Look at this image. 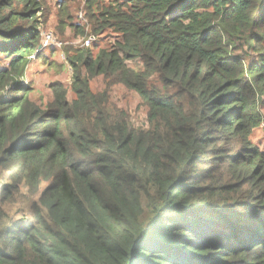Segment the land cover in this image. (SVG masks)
Here are the masks:
<instances>
[{
	"label": "trees",
	"instance_id": "1",
	"mask_svg": "<svg viewBox=\"0 0 264 264\" xmlns=\"http://www.w3.org/2000/svg\"><path fill=\"white\" fill-rule=\"evenodd\" d=\"M69 2L57 28L89 45L41 108L23 79L50 10L0 0V264H264V0H80L85 25ZM22 180L37 205L14 219Z\"/></svg>",
	"mask_w": 264,
	"mask_h": 264
},
{
	"label": "rangeland",
	"instance_id": "2",
	"mask_svg": "<svg viewBox=\"0 0 264 264\" xmlns=\"http://www.w3.org/2000/svg\"><path fill=\"white\" fill-rule=\"evenodd\" d=\"M40 1L50 10V16L40 26V45L38 48L40 56L31 60L25 72L23 83L31 84L32 92L30 97L40 104L41 108H44L52 100V91L49 87L53 82H62L68 90V98H73V94L70 91L72 71L66 62V54L72 52L74 48L81 47L83 44V46H86V41L84 40V43L81 36L73 28H67L66 30L57 28L56 16L60 0ZM67 1H70L68 4L70 5L73 24L80 23V25H85L86 22L82 19V4L80 0ZM47 36H50L51 39L48 40ZM112 41L111 33L107 32L98 41V45L94 50L107 49L112 44ZM6 63V60L0 57V66ZM105 84L104 78L99 77L90 82V89L94 92H101L105 89ZM109 93L112 106L126 111L136 127H142L146 124L145 109L140 105L137 96L133 92L127 91L121 85H114L110 88ZM262 103L263 120L260 126L249 135V139L260 150H264V99ZM13 174V172H5L3 175L8 180ZM8 182L11 181L8 180ZM18 189L19 193L6 203L5 209L9 211L14 219H18L21 216L30 218L33 215L32 206L36 207L37 205L36 196L30 194L24 180L21 181Z\"/></svg>",
	"mask_w": 264,
	"mask_h": 264
},
{
	"label": "built area",
	"instance_id": "3",
	"mask_svg": "<svg viewBox=\"0 0 264 264\" xmlns=\"http://www.w3.org/2000/svg\"><path fill=\"white\" fill-rule=\"evenodd\" d=\"M47 39L48 40H50L51 39V37L50 36H47ZM89 45V42L88 41H86V46H88Z\"/></svg>",
	"mask_w": 264,
	"mask_h": 264
}]
</instances>
